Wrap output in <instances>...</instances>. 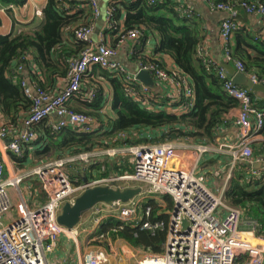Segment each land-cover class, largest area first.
Wrapping results in <instances>:
<instances>
[{"label":"built area","instance_id":"2783aa9c","mask_svg":"<svg viewBox=\"0 0 264 264\" xmlns=\"http://www.w3.org/2000/svg\"><path fill=\"white\" fill-rule=\"evenodd\" d=\"M63 1V0H60ZM93 10L95 18L100 15L99 0H84ZM152 4L163 0H150ZM212 11H224L228 17L222 21L220 37L223 41L224 57L227 63H232L237 72H244L255 83L264 85V77L247 72L242 60L233 57L230 51L232 37L241 24L236 17L240 9L250 15L264 18V4L257 2L224 3L216 0H202ZM177 13L183 18H194L197 13L186 5L179 4ZM115 5L110 7L107 16L109 29L114 16ZM38 10L37 15H42ZM106 28L96 31L94 23L79 25L74 31L75 41H82L85 47L77 57L66 59L68 80L57 94L47 92L33 79H20V85L25 96L31 101V108L22 122V129L10 142L9 136L15 134L0 120V264H48L47 254L53 251L56 242L63 235H69L79 246V231L76 227L68 228L58 222L63 205L76 198L87 188L98 186H113L122 190L128 187H142L140 195L143 198H133L128 202L117 201L113 204L100 203L92 210L93 221L100 225L104 220L114 217L124 223L141 226L152 234L167 230L164 252L155 254L144 250H136L127 242L116 246L111 241L102 244L106 234L91 238L92 242L100 241V248L90 249L80 254L81 264H112L113 257L120 260H140L137 264H237V259L246 257L245 264H264V234H258V224L255 220L244 217L243 209L233 206L225 199L233 177V171L241 163L250 165L249 176L264 184V169L256 168V163L264 165V157H255L253 143L256 136L264 128V109L258 108L251 92L236 85L225 69L208 57L204 48L198 51L205 65L214 66L223 82L225 92L239 102V138L234 143L223 146L231 157V170L226 176L225 186L212 189L207 184V176L200 171L203 157L215 150L212 144L191 143L189 140H169L160 143L151 141L140 144L115 146L74 157L56 158L45 161L29 171L30 173L5 177L7 157L15 156L18 160L25 159V146L39 138L35 125L48 121L53 132H61L65 128H75L83 133H93L99 128L97 118L78 113L68 108L72 99L93 101L101 97L104 101L110 99L107 91L91 88L82 91L83 78L94 66L105 69L123 83L126 95L141 108L150 112L169 111L176 105L180 113L190 112L195 106V90L190 78L178 66L163 68L155 62H138L136 71L130 70L118 59V54L129 40L139 41L144 37V28H134L118 33L116 43L108 41ZM96 38H93L94 34ZM264 41V37H256ZM22 61H32V54H25ZM31 72L35 68L31 67ZM25 71V64L18 66L15 73ZM140 71L149 72L160 92L145 85L137 78ZM17 76V75H16ZM81 96V97H80ZM55 115L58 120L52 121ZM1 119V108H0ZM221 130V128H220ZM134 135L143 136L140 131L131 130L118 134V139L125 140ZM118 153L126 154L132 171L126 174H111L99 176L91 180L75 181L68 170V162L83 161L85 169L103 161V158L120 157ZM20 163V162H19ZM96 170V169H93ZM105 171V167L100 170ZM220 170L214 171V176L220 177ZM29 178L36 181L29 186L32 196L41 191L45 200L35 206L25 199L21 185ZM113 183L117 185L114 186ZM147 186V188H144ZM34 191V192H33ZM138 195V196H140ZM169 195L174 201L173 209L159 196ZM40 196V195H39ZM156 198L162 203L160 214L169 216L164 219L151 220L154 210L147 201ZM187 220L188 226L183 222ZM250 228L246 231L242 225ZM108 235V234H107ZM111 248V253L108 248ZM144 253V254H141ZM60 264H69L66 260Z\"/></svg>","mask_w":264,"mask_h":264},{"label":"trees","instance_id":"16d2710c","mask_svg":"<svg viewBox=\"0 0 264 264\" xmlns=\"http://www.w3.org/2000/svg\"><path fill=\"white\" fill-rule=\"evenodd\" d=\"M6 1L16 2L19 5L26 2V0ZM77 1L47 0L39 25L23 28L10 35H0V108L8 129L16 131L31 108V101L25 96L20 85V79L24 78V73H15L18 66L25 64V70L29 71L32 78H37L38 72H41L48 81L68 80L66 59L77 57L85 47V43L66 39L64 31L69 29V34L73 36L74 31L79 27V22L92 16V11L81 9L74 13L71 8L66 7L67 3L73 4ZM216 1L224 3L259 1L264 4V0ZM79 2H81L78 4L79 7L81 4H85L82 1ZM176 7L177 3L170 0H163L157 4H152L150 0H123L120 5H115L116 10L111 22L119 21L124 12L125 23L122 31L144 28L143 39L155 41L153 52L148 56L138 57V62H155L161 67L167 68L162 57L169 56L179 69L190 78L195 90V106L190 112L180 113L176 110V105L169 111L150 112L144 110L126 95L123 83L118 77L111 76L109 72L99 66H94L92 73L109 77L114 88L112 116L103 118L101 110L104 109L105 101L101 97L91 102L81 101L82 107H75L68 102L69 109L97 118L100 123L99 128L93 133H83L69 127L56 133L51 129L48 121H43L35 125L39 138L25 146V157L29 156V148L35 146L39 147L36 156L42 163L56 158L74 157L99 149L148 141L160 143L186 139L199 144L215 143L225 121V115L230 109L238 106V101L225 92L217 69L214 66L205 65L198 54V48L203 40L198 18L180 17ZM241 10L244 11L243 9L239 11ZM87 13L89 14L85 16ZM77 24L78 26H75ZM234 39L235 46L230 45L233 57L243 61L247 72L264 77V41L256 40L241 26L235 31ZM25 54H32L33 60L31 62L22 61L21 58ZM31 67L36 69L37 74L31 72ZM87 75L88 73L83 78V84ZM36 82L47 92L52 93L47 88L45 81L36 79ZM93 87L102 90L101 86L95 83L90 84L88 90ZM83 92H87V90H83L82 86L81 93ZM251 96L254 104L258 108L264 109V102L257 99V93L251 92ZM131 130L140 131L143 136L136 138L132 135L125 140L117 138L119 133ZM261 134L264 135V128ZM11 157L17 162L24 160H18L13 155ZM103 166H105V171L102 172V175L105 176L123 175L132 171L128 157L103 160V162L92 165L89 169L100 170ZM249 171L248 163L241 162L236 166L231 187L226 191L225 199L231 205L243 209L245 218L257 222L258 234H264V184L250 178ZM85 176L88 177V174L86 173ZM162 197L168 209H173L172 197L169 195ZM147 203L154 210L151 220L169 221L168 215H159L162 203L156 198H149ZM102 233L109 234L106 237H110L114 242L124 240L136 249L155 254L164 252L167 238V230L152 234L149 230L142 229L141 226L124 223L114 217L104 220L99 225L96 236H100ZM245 263V256L237 259V264Z\"/></svg>","mask_w":264,"mask_h":264},{"label":"crops","instance_id":"0c3cea01","mask_svg":"<svg viewBox=\"0 0 264 264\" xmlns=\"http://www.w3.org/2000/svg\"><path fill=\"white\" fill-rule=\"evenodd\" d=\"M79 1H82V3H85L84 0H78L77 2H73V4L67 3L66 7L71 8L72 12L76 13L78 11H81V9L86 10L88 12H91L90 17H87L86 19H82L81 22H79V25H82L86 22L88 23H94L96 31L100 29H108L107 30V36L108 41L110 43L114 44L116 41L117 35L120 31L124 28L125 23V14L123 12L122 17L119 21L111 22L112 28L109 29V23L107 12L110 7L119 4L123 0H99L100 4V15L98 18H95L93 13V10L91 7L87 4H81L80 7L78 6ZM127 1V0H126ZM172 2H175L182 5L190 6L192 7L197 15L195 17L198 18V22L200 24V29L202 31L203 40L201 45L198 49L201 47L206 50L208 53V57L214 61L216 64L220 66H224L225 64H231L227 63L224 57V51H223V41L220 37V28L222 21L227 18L229 15L227 12L224 11H212L210 7L204 3L202 0H170ZM71 2V0H70ZM47 4V0H26L24 4L19 5L16 2H8L6 0H0V35H10L12 33H16L20 31L23 28H29L39 25V23L42 20V15H37L38 10H43ZM83 5V6H82ZM89 13H87L85 16H87ZM237 20L240 21L241 28H245L251 35L256 37H264V18L259 15H250L244 11H239L237 15ZM75 26H78L75 25ZM74 26V28H75ZM117 27V28H114ZM70 30L65 29L64 31V37L66 39H69L70 41H75L73 36L69 34ZM97 34L95 33L93 38H96ZM235 39L234 35L231 40V44L233 47L235 46ZM155 48V41L151 39H142L139 41L129 40L127 44L121 48L119 51L117 59L127 66L130 70L136 71L138 69V57L142 55L148 56L150 53L153 52ZM199 51V50H198ZM159 57V56H157ZM162 59L164 60V63L167 68H172L177 66L176 63L169 57V56H163ZM234 66V65H233ZM92 69H90L87 77H85V81L83 84V90L89 91L90 84H97L101 86L102 89L106 90L108 95H110L109 100H105L104 103V109L101 110V114L104 117H110L112 116V110L111 106L113 103L114 98V88L112 86L111 81L109 80V77L107 78L104 75L101 74H93ZM100 73V71H97ZM24 78L26 79H33L36 82V79H40L42 81H45L47 83V88L53 93L57 94L61 91L63 86L66 84L67 80L65 79H58L57 81H48L46 79V76H44L41 72L39 73V76L37 78H32L30 76L28 70H25L24 72ZM36 73V70H35ZM37 74V73H36ZM112 76V75H111ZM160 88H155L154 91L160 92ZM86 93V92H85ZM81 97V96H80ZM257 99L264 102V92L257 93ZM81 101L83 100L81 98L72 99L70 101V104L75 107H82ZM171 110V109H170ZM239 115V102L238 106L233 107L230 109V111L225 115V121L223 125L221 126V130L219 131L218 138L215 143L212 145L214 146L215 150L211 153L206 154L202 162L200 164V171L204 173L207 176V184L212 189L216 188H222L225 186V179L229 171L231 170V161L232 157L229 153V151L224 148L223 146L229 145L231 143H234L239 138V126L237 124V119ZM1 123L5 124L6 120L1 115ZM52 121H57L58 118L55 115L51 116ZM23 122V120H22ZM22 129V124L17 128L16 131H13L15 134H12L9 136L8 140H12L13 137L16 136L17 133L20 132ZM7 140V141H8ZM191 143H194L193 141H189ZM123 146V145H122ZM255 157L257 159L264 157V135L259 134L256 136V139L253 143ZM38 146L30 147L29 148V156H26L25 159L22 162L15 161L11 156L7 157V168L5 172V177L10 178L13 176H19L21 174L30 173L34 167L40 163L39 158L36 156ZM98 151V150H95ZM110 159L108 157L103 158V160ZM36 162V165L33 164V162ZM213 161V162H212ZM103 162V161H101ZM32 166L31 168H27L28 166ZM86 163L83 161H77L76 164L72 165L70 164L71 168H68L70 171V174L72 175V178L75 181L81 182L83 181V178H87L88 180H91L95 177L99 176H105L102 175L99 169L96 170H90L85 169ZM69 167V166H67ZM105 167V166H103ZM260 168L264 169V165H261ZM220 170L222 175L220 177L214 176V171ZM234 172V171H233ZM86 173L88 174V177L85 176ZM36 181L35 178H29L27 182H23L21 185V189L23 192V195L28 203H31V205L35 206L36 204H40L45 200L44 195H41V191L35 192V195L32 196V192L29 190V186H33ZM216 181H220L219 184H216ZM32 182V183H31ZM231 187V185H230ZM229 187V188H230ZM34 192V191H33ZM40 195V196H39ZM91 214L89 216L82 217L80 223L75 226L79 231V246L80 251L77 247V244L75 241L66 234H63L59 240L56 242V245L54 246L53 251L49 252L47 254V263L48 264H60L63 261H67L69 264H81L80 262V254L84 251L87 252L90 249L100 248L101 245L100 241H97V243L94 241H91V238L99 237L96 236V232L98 231L99 225L94 224L93 221V213L92 210ZM93 223L92 226L89 224ZM90 226V227H88ZM250 227L246 224L242 225L243 230H248ZM105 234V233H104ZM109 235V234H108ZM106 234V236H108ZM65 238V239H64ZM109 241H111L112 246H118L122 242H126L124 240H117L116 242L112 241L110 237H106L104 242L102 244H107ZM76 244V245H75ZM72 245L75 247L76 253H70L68 254V251H72ZM108 251L111 253V248H108ZM117 251V248H116ZM65 257V258H64ZM76 259L70 261L68 258ZM64 258V259H63ZM63 259V260H62ZM132 261H124L120 260L117 257H113L112 264H131Z\"/></svg>","mask_w":264,"mask_h":264},{"label":"water","instance_id":"95a60500","mask_svg":"<svg viewBox=\"0 0 264 264\" xmlns=\"http://www.w3.org/2000/svg\"><path fill=\"white\" fill-rule=\"evenodd\" d=\"M223 68L236 85L244 87L252 93L264 92L263 84L255 83V81L244 72H237L233 65L225 64ZM137 78L150 88H156V83L149 72L140 71L137 74ZM7 142H10V140ZM254 167L260 168L261 163H256ZM87 180V178H83V181L86 182ZM113 185L116 186L117 184L113 183ZM142 190V187H128L123 190L113 186L87 188L76 198L74 203L67 201L63 205L58 217V222L65 227L74 228L80 223L84 214L93 209L97 204H113L117 201L128 202L140 195ZM183 224L187 227V220H185Z\"/></svg>","mask_w":264,"mask_h":264},{"label":"rangeland","instance_id":"374dc122","mask_svg":"<svg viewBox=\"0 0 264 264\" xmlns=\"http://www.w3.org/2000/svg\"><path fill=\"white\" fill-rule=\"evenodd\" d=\"M117 156H120V158H122V159L128 157L126 154H120V153H118ZM68 158H69V157H68ZM113 158H115V156H114ZM128 158H130V157H128ZM52 160H53V159H52ZM54 160H55V159H54ZM48 161H50V160H48ZM76 163H77V161H76V162H71V163L68 162V166H69L68 168H71V167H70V164L74 165V164H76ZM33 164L36 165V162L34 161ZM39 164H41V162L38 163L37 165H39ZM37 165H36V166H37ZM31 167H32V166L29 165L27 168H31ZM219 183H220V181H216V184H219ZM144 188H147V186H145ZM136 198H138V199H139V198H143V195L137 196ZM158 198H161L162 201H164L162 196H159ZM146 201H147V200H143V203H145ZM164 203H165V201H164ZM165 204H166V203H165ZM90 214H91V211H88V212H86L85 216L87 217V216H89ZM85 216H84V217H85ZM92 222L94 223V221H92ZM93 223H90L89 225L92 226ZM94 224H95V223H94ZM90 226H88V227H90ZM63 236H64V235H63ZM63 236H62V237H63ZM64 239H65V238H64ZM75 245H76V244H75ZM117 247H118V246H117ZM117 247H116V248H117ZM133 248H134V247H133ZM134 249H136V248H134ZM136 250L140 251L139 249H136ZM70 253H73V254L76 253L75 247H74L73 245H72V251H71V250L68 251V254H70ZM141 254H144V253H141ZM144 255H145V254H144ZM64 258H65V257H64ZM64 258H63V259H64ZM66 258H68L70 261H72V260H75V261H76L75 257H74V259H72V257H71V259H70L69 257H66ZM140 258H141V257H140ZM140 258H139V256H138V257H137V260L139 261ZM63 259H62V260H63ZM137 260L132 261L131 264H137V263H138Z\"/></svg>","mask_w":264,"mask_h":264}]
</instances>
